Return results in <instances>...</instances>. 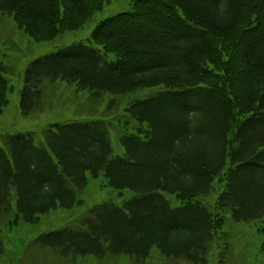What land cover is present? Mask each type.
Segmentation results:
<instances>
[{
	"label": "trees",
	"instance_id": "trees-1",
	"mask_svg": "<svg viewBox=\"0 0 264 264\" xmlns=\"http://www.w3.org/2000/svg\"><path fill=\"white\" fill-rule=\"evenodd\" d=\"M110 2L0 0V13L50 42L84 28ZM90 42L101 49L75 44L28 65L24 117L41 112L58 82L101 107L113 96L152 92L125 106L128 120H110L121 106L114 99L91 114L101 117L50 123L43 138L2 136L0 264L8 254L11 264L35 255L145 261L155 246L165 257L208 264L227 220L264 219V0H133L100 22ZM8 71L0 59V118ZM129 120L140 128L128 130ZM100 176L115 197L87 205L81 195ZM60 209L80 212L33 238L24 231Z\"/></svg>",
	"mask_w": 264,
	"mask_h": 264
},
{
	"label": "rangeland",
	"instance_id": "rangeland-1",
	"mask_svg": "<svg viewBox=\"0 0 264 264\" xmlns=\"http://www.w3.org/2000/svg\"><path fill=\"white\" fill-rule=\"evenodd\" d=\"M133 0H111L101 12L96 13L92 20L84 28L77 31H69L59 38L50 42H36L28 34L18 29L12 18L0 13V59L9 70L5 75L9 79L10 90L8 92V105L4 108L0 118V144L2 136L7 134H26L35 133L38 137L43 138L42 131L47 129L50 123H73L87 121L92 118L97 110L102 109L111 101L121 105L115 116L110 120L120 119L128 120L122 111L132 99H144L151 94V89L142 90L136 94L123 96H113L110 100H105L102 107L95 102H84L86 98L83 93H77L73 87L65 83L58 82L55 86L48 87L46 94H49V100L43 102L41 112H37L30 117H24L20 111V91L23 87V77L28 65L39 58H43L57 51L70 47L75 44L92 45L91 35L97 25L116 14L130 10ZM102 103V102H101ZM100 105V106H98ZM128 130H138L140 126L129 120ZM112 143L116 153H122L120 143L112 136ZM219 190L214 191L208 201L216 203ZM115 191L106 187V180L103 176L99 179L89 180L87 188L84 190L81 198L89 205L90 203L105 201L115 197ZM170 197V196H169ZM80 210H57L44 216L38 227L26 225L24 231L29 232L33 238L36 234L46 231L47 229L57 228L67 222H71L79 214ZM224 229V230H223ZM217 235L212 249L208 255V264H264V219L253 223H233L227 220L225 227ZM7 246L12 249V239L7 238ZM15 244H17L15 242ZM14 244V245H15ZM229 245L227 253L219 256V251L223 245ZM12 247V248H11ZM11 254L3 260L1 264H11ZM21 264H191L184 259H175L165 257L155 246L150 257L145 261H138L135 257L121 256L116 259L96 260L92 257L79 259H59L54 257L30 256L24 257Z\"/></svg>",
	"mask_w": 264,
	"mask_h": 264
}]
</instances>
